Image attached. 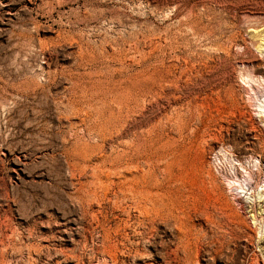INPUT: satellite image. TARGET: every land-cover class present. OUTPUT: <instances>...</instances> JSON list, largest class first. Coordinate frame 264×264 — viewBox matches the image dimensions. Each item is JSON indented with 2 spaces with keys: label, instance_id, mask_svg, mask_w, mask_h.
Segmentation results:
<instances>
[{
  "label": "rangeland",
  "instance_id": "obj_1",
  "mask_svg": "<svg viewBox=\"0 0 264 264\" xmlns=\"http://www.w3.org/2000/svg\"><path fill=\"white\" fill-rule=\"evenodd\" d=\"M264 0H0V264H264Z\"/></svg>",
  "mask_w": 264,
  "mask_h": 264
},
{
  "label": "bare ground",
  "instance_id": "obj_2",
  "mask_svg": "<svg viewBox=\"0 0 264 264\" xmlns=\"http://www.w3.org/2000/svg\"><path fill=\"white\" fill-rule=\"evenodd\" d=\"M264 36V35H263Z\"/></svg>",
  "mask_w": 264,
  "mask_h": 264
}]
</instances>
